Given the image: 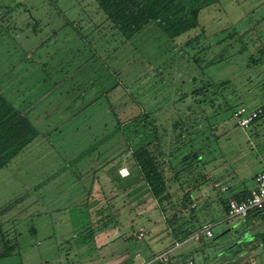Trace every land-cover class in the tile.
I'll return each instance as SVG.
<instances>
[{"label":"rangeland","instance_id":"1","mask_svg":"<svg viewBox=\"0 0 264 264\" xmlns=\"http://www.w3.org/2000/svg\"><path fill=\"white\" fill-rule=\"evenodd\" d=\"M195 7L196 28L176 38L150 24L124 40L94 0H0V93L38 131L0 170V251L16 245L0 264L167 251L171 264H264V221L240 224L222 204L262 168L264 116L240 128L233 114L264 107V0ZM146 143L162 203L132 156ZM208 223L212 238L175 235Z\"/></svg>","mask_w":264,"mask_h":264},{"label":"trees","instance_id":"2","mask_svg":"<svg viewBox=\"0 0 264 264\" xmlns=\"http://www.w3.org/2000/svg\"><path fill=\"white\" fill-rule=\"evenodd\" d=\"M99 9L118 31L124 40H130L135 34L139 33L144 27L154 24L160 28L169 38H176L181 34L196 28L198 15L201 8L195 7L198 0H94ZM210 1V0H209ZM213 3L216 0H211ZM224 83H221L223 85ZM260 111L255 121L264 116V107L260 106L256 110ZM254 121V122H255ZM152 131H155L153 128ZM38 136V131L31 121L13 104L8 102L0 94V170L6 168L8 164L18 157V155L30 145ZM155 150H151V143L140 145L132 156L137 168L153 198L159 203L169 199L167 178L161 163L157 159ZM176 178V175H174ZM248 194L243 192L234 194L227 200L222 201L223 208L228 216L227 202L230 199L237 201L244 200ZM189 201V196L184 197ZM187 206V204H186ZM182 204V208L186 207ZM176 220V219H175ZM247 220L264 221V208L252 211L240 222L246 223ZM256 223V222H255ZM210 225L211 224H205ZM212 228V226H211ZM193 231H185L181 226L177 228L176 237L186 240L193 235ZM264 240V235H260ZM3 240V239H2ZM16 245L9 240L4 241L0 257H8L14 251ZM154 257V256H153ZM171 264L169 258L168 263ZM189 264H192L189 262Z\"/></svg>","mask_w":264,"mask_h":264},{"label":"built area","instance_id":"3","mask_svg":"<svg viewBox=\"0 0 264 264\" xmlns=\"http://www.w3.org/2000/svg\"><path fill=\"white\" fill-rule=\"evenodd\" d=\"M260 111H247L240 109L233 114L237 125L240 128H248L258 117ZM254 188L249 192V195L242 201L230 199L227 202L228 218L229 219H244L252 211L261 210L264 208V171L255 175ZM210 225H203L202 228L194 233L189 239L198 242L201 237L212 238L213 234ZM143 234H139V238ZM188 239V240H189ZM169 262V251L158 254L149 260H142L139 264H164Z\"/></svg>","mask_w":264,"mask_h":264},{"label":"crops","instance_id":"4","mask_svg":"<svg viewBox=\"0 0 264 264\" xmlns=\"http://www.w3.org/2000/svg\"><path fill=\"white\" fill-rule=\"evenodd\" d=\"M16 108H18V107H16ZM18 109L20 110V108H18ZM20 111L26 116V113H24L23 110H20ZM33 126H34V124H33ZM257 160H258V162L260 164L258 166H261L262 165V168L260 170H258L255 173V175L258 174V173H260V172H263L264 171V157H261L260 155H258ZM255 175L253 176V178L251 179L250 182H245L243 185L240 184L237 187H235L236 185H234L233 187H235V188H232V187L231 188H228V189H231L232 190L230 197L232 195H234V194H238V193H241V192H243L244 194L245 193L248 194L254 188V186H255V184H254V177H255ZM216 186H217V184L214 187H216ZM222 190H225L226 191V189H223V188H222ZM192 200H193V198H192Z\"/></svg>","mask_w":264,"mask_h":264},{"label":"flooded vegetation","instance_id":"5","mask_svg":"<svg viewBox=\"0 0 264 264\" xmlns=\"http://www.w3.org/2000/svg\"><path fill=\"white\" fill-rule=\"evenodd\" d=\"M235 238H236L237 241L233 244V246H237L239 243H244V240H243V239H240V238H239V235L236 234V233H235V235H234V239H235ZM245 240L247 241L246 238H245ZM246 241H245V242H246Z\"/></svg>","mask_w":264,"mask_h":264},{"label":"water","instance_id":"6","mask_svg":"<svg viewBox=\"0 0 264 264\" xmlns=\"http://www.w3.org/2000/svg\"><path fill=\"white\" fill-rule=\"evenodd\" d=\"M223 235V234H222ZM222 235H220V236H222ZM218 238V237H217Z\"/></svg>","mask_w":264,"mask_h":264}]
</instances>
